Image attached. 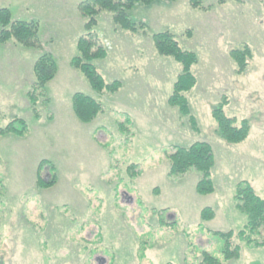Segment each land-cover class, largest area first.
I'll return each instance as SVG.
<instances>
[{
  "label": "rangeland",
  "instance_id": "1",
  "mask_svg": "<svg viewBox=\"0 0 264 264\" xmlns=\"http://www.w3.org/2000/svg\"><path fill=\"white\" fill-rule=\"evenodd\" d=\"M83 1L0 0L14 21L39 22L41 42L59 67L45 87L49 110L41 107L38 121L26 94L43 51L13 39L0 42V126L16 117L30 125L25 137H0V257L6 264H192L199 250L221 255L213 231L233 230L240 251L225 264H264V246L239 236L247 215L235 204L245 181L264 197V0L138 3L128 11L134 23L128 28L103 12L91 32L108 55L94 63L108 83L122 84L104 94L71 65L87 33L78 8ZM165 31L198 57L189 115L169 103L182 67L155 48L154 35ZM245 46L251 51L241 67L231 52ZM76 93L102 103L92 122L77 118ZM219 103L239 123L249 122L243 142L219 136ZM196 141L214 149L211 194L197 192L196 171L168 176L165 151ZM43 160L58 173L56 185L46 189L37 186ZM50 166L41 168L43 176ZM133 169L141 175L133 176ZM206 207L216 215L202 227Z\"/></svg>",
  "mask_w": 264,
  "mask_h": 264
},
{
  "label": "trees",
  "instance_id": "2",
  "mask_svg": "<svg viewBox=\"0 0 264 264\" xmlns=\"http://www.w3.org/2000/svg\"><path fill=\"white\" fill-rule=\"evenodd\" d=\"M159 0H86L79 4V11L85 19V28L87 33L80 37L78 41V54L71 60V65L82 72L87 78L91 87L99 92L115 93L119 91L122 84L116 80L108 83L104 74L94 63L95 60L104 59L108 51L102 44L99 37H96L92 28L97 24L98 17L103 12L114 14V20L121 26L128 28L134 25L128 17V11L134 8L138 3L152 5ZM175 2L177 0H167ZM193 6H200L201 0H192ZM0 42L6 43L10 40H16L26 48H35L43 52L35 61L33 72L35 81L27 92V98L31 105L32 113L36 120L43 118V109H48L51 99L46 92V85L54 80L58 75L59 67L54 54L46 52L40 39V24L38 21H14L11 10L8 8L0 9ZM154 45L158 54L162 56L173 57L182 67L181 72L174 84V92L169 99L172 106H177L181 113L190 114V104L187 93L197 84V76L193 71V66L198 61L197 54L193 51L185 50L181 47L179 41L170 31L160 32L154 35ZM244 49H234L232 57L239 62L242 67L245 65V55L250 53L248 46ZM73 110L77 118L84 122H92L102 111L103 105L100 101L84 93H76L72 99ZM43 107V109H41ZM214 116L217 120V132L219 136L229 144H238L243 142L249 135L250 124L247 120L239 123L235 117H231L225 112V103H219L214 110ZM53 119L51 114L47 117ZM8 133L25 137L30 133V125L27 120L16 117L6 126H0V137ZM101 145H105L101 142ZM166 158L169 162L168 176L177 179L189 173L196 171L199 174V180L196 190L201 195L215 192V182L213 179V169L216 164V158L213 146L207 141H196L189 146H176L171 150H166ZM50 163L51 173L48 177L41 174V168ZM136 165H132V169ZM56 166L48 160L40 163L37 174V186L46 189L56 185L58 173ZM132 175L136 178L141 175L140 170H132ZM237 208L247 215V224L245 229L239 232L242 239H247L252 245L264 246V197L259 195L252 184L241 182L238 184L235 196ZM216 215L213 207H206L201 212L200 226L214 219ZM174 222V221H172ZM170 221V224L172 223ZM212 234L222 241L221 255L212 253L209 250H199L198 255L193 259L192 264H225V261L236 257L240 251V245L234 242L235 232L213 231ZM261 238L253 239V235ZM0 264H6L3 256L0 257Z\"/></svg>",
  "mask_w": 264,
  "mask_h": 264
}]
</instances>
